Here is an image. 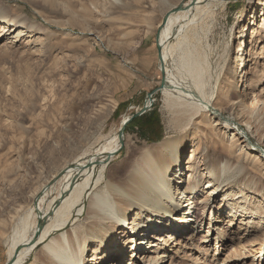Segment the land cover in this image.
Segmentation results:
<instances>
[{"label": "rangeland", "instance_id": "374dc122", "mask_svg": "<svg viewBox=\"0 0 264 264\" xmlns=\"http://www.w3.org/2000/svg\"><path fill=\"white\" fill-rule=\"evenodd\" d=\"M2 1L12 18L28 21L0 25V264L11 260L15 226L9 216L19 205L29 210L30 196L54 172L84 156L97 158L92 188L105 167L111 178L103 180L100 191L108 193L106 182L117 180L131 151L181 136L182 162L190 172L193 164L197 168L194 179L186 175L192 190L185 214L179 210L173 217L169 209L158 211L152 221L159 228L143 234H148L144 244L140 241L145 237H135L130 224L123 250L106 256L119 236L117 227L104 219L105 230L91 237L90 215L78 217L76 211L66 229L50 234L24 264H52L42 261L43 252L59 238L71 249L82 245V264H264V0H201L187 21L184 12L173 14L185 27L182 40H190V52L202 60L205 96H195L199 112L188 111V126L179 132L163 91L154 95L152 109L126 129L125 142L111 159L99 150L110 146L125 118L140 111L147 95L162 84L159 26L168 12L191 0H52L53 5L44 0ZM85 7L93 14L89 27L79 17ZM254 14L258 27L256 22L246 34ZM241 41L244 65L235 63ZM174 64L169 60L166 68L174 72ZM184 81L180 79L186 87L192 84ZM246 83L248 96L242 98ZM211 96L230 102L218 107L220 112L211 110V104H203ZM101 111H111L107 120L99 118ZM146 133L149 137L142 136ZM220 141L240 158L220 159L214 152ZM216 161L228 172L214 178L204 165ZM254 163L260 166L257 174ZM62 178L53 180L49 201L60 194ZM171 186L178 190L177 181ZM89 196L91 192L87 204ZM167 199L158 200L168 204ZM176 224L175 234L171 228Z\"/></svg>", "mask_w": 264, "mask_h": 264}, {"label": "bare ground", "instance_id": "6f19581e", "mask_svg": "<svg viewBox=\"0 0 264 264\" xmlns=\"http://www.w3.org/2000/svg\"><path fill=\"white\" fill-rule=\"evenodd\" d=\"M44 1L48 2L50 5L54 4V1L52 0ZM164 1L168 3V0ZM200 1L201 0H198L197 4H199ZM192 10L193 9L183 11L186 14L184 17L186 18V21L188 20L187 14H191ZM90 12L91 8L85 7L79 16L83 19V23L87 27L92 23L93 14ZM262 16H264V9ZM179 20L180 17H175L172 14L166 25L162 26L164 25L163 20V24L158 28L162 29L160 32V39L157 42V49L158 43L161 44V54L163 61L165 62V67L169 60H173L175 63L174 72H170L169 68H166L165 75L167 76V83L170 85L166 86L162 91L169 112L175 118L173 120L174 128L180 132L186 129L189 123L186 113L188 111L196 112V114L199 112V108L197 107L199 102L196 100L195 96L204 93L205 81L202 72V60L190 52V48L188 47L190 46V40H182V34L185 32V27L184 25H181ZM27 21L26 18H12L9 14V10L4 7L3 1L0 0V25L3 28H8L12 23L15 25H26ZM256 22L258 27L256 14L251 15L248 24L249 29L246 34L250 32V27L255 25ZM8 31H11V29ZM242 46L243 44L241 41L239 46L240 54L238 59L235 60V63L243 61L244 54L242 53ZM176 55L178 56L176 60H174ZM158 61L161 67L162 62L159 59V51ZM242 63L243 65L245 64L244 62ZM180 79H183V81L189 79L192 84L189 87H186V84L184 86L180 83ZM184 83L186 82L184 81ZM247 88L248 83H246L244 91H240L242 98L248 96ZM206 99L207 98L204 97V100ZM204 102L203 104L207 107H210L209 105L211 104V110L219 111L217 108L225 107V104L229 103L230 100L226 97V103L223 104L221 100H218L217 102L216 100L213 101V96H211L206 101L208 105ZM211 110L208 112L210 113ZM110 113L111 111H101L99 118L101 120L103 118L107 120ZM183 140L182 136L171 137L152 147L131 151L130 156L124 160L120 166L121 169L118 173L119 176L116 178L117 180L115 182H106L108 193L100 191V186L103 185V180L108 179V177L111 178L110 172L106 175V171L104 170L105 167L102 168V175L98 179L97 185L92 188V181L94 179L93 173L96 170V166L94 165L96 161L94 162V160H97V158L91 159L89 156H84L79 159L76 164L69 165L61 173L58 171L54 172L53 175H50L42 185L34 190L32 196H30L31 203L33 204L34 201L35 203L28 206L29 210L22 211L20 208L25 207L19 205L20 208L17 209L15 213L13 212V215L9 216V223H14L15 226L13 227V235L10 238V259L15 261L14 264H24L34 248L49 241V238H51L50 234L64 229L66 225L74 219V212L76 211H78V217H83L86 213L90 215L92 221L89 225V230L87 229V235L90 234L91 237L92 235L98 237L99 235L97 231L105 230V223H103L104 219H107L111 224H114L117 227L119 236L114 242V246L111 245L108 247L109 250L106 256L112 255L113 252L119 253L118 251L123 250L126 243L124 239L125 233L130 224L135 228V230L132 229L135 232V237L142 236L144 238L148 235H143L146 232H151L154 229L158 230L160 224L158 225L152 221L154 215L158 213V211L169 209L171 214H173V217L174 214L179 212V210H181V212L184 211L183 213L185 214V209L188 208L187 198L192 190V188L187 186L188 181L186 180V175L190 174L189 180L194 179L196 177L195 171L197 168L194 164L192 165V172L185 168V163L182 162ZM110 143V146H104L99 150V155H109V158L111 159L115 150L120 147L119 138H112ZM235 145L236 144H232V146ZM214 147V152L220 159L224 156L228 157L229 160L240 158L235 155V150L226 145L223 141L216 142ZM191 159L194 160V157ZM204 166L210 170V173L213 174L214 178L219 177L222 173L225 174L228 172V168L221 170L218 161ZM252 167L254 169V174H257V172L260 171V166L256 163H254ZM57 175H62L63 177L60 181L62 186L60 189L61 191L58 197L49 201L50 190L48 189H50V186L53 180L57 178ZM172 181H177V191L172 188ZM211 183L212 181L206 182L208 185ZM89 192H91V196H89V198L87 197V204L86 196ZM159 198H162L163 200L168 198L170 203H160L158 200ZM47 203L48 205L46 207ZM43 205L45 206V210L42 208ZM145 208H148V213ZM22 212H25V214ZM129 214H131V217L129 216L130 219L127 218ZM31 217L34 220L33 225L30 223V221L32 222ZM17 220L18 224H15V221ZM180 221H182V218L178 219L177 223ZM177 226V224L174 225V227L171 228V232L173 231L176 234L175 230ZM142 228H145L148 231H142ZM189 228L185 230L184 234L187 233ZM195 228L196 226H193L191 234L194 233ZM140 231L143 233H140ZM62 233L63 231L58 234V237ZM82 236L83 233L81 234V241L84 242L86 236ZM135 237L130 238V241H134V239L136 240ZM146 240L147 237L140 242L144 244ZM137 247L138 244L135 248L137 249ZM83 251L84 248L79 242L74 249H71L67 242L59 238L47 245L46 250L43 252L44 259H42V261L45 262L46 259H49L52 264H82ZM136 256H139V254Z\"/></svg>", "mask_w": 264, "mask_h": 264}, {"label": "water", "instance_id": "95a60500", "mask_svg": "<svg viewBox=\"0 0 264 264\" xmlns=\"http://www.w3.org/2000/svg\"><path fill=\"white\" fill-rule=\"evenodd\" d=\"M197 2H198V0H191L190 3H188V4L182 3L178 7H176L175 9H173L172 11L168 12L166 14V16L164 17V25H162V26H165L166 25L169 17L172 14L179 13V12H183V11H188L189 9H193L197 5ZM161 29L158 31V33L156 35L157 42L160 39ZM161 50H162V46H161V44L158 43L159 59L162 62V65H161L162 84H161V86L159 88H157L156 90H154L153 92H151V93H149L147 95V100H146L144 106L140 109V111L136 112L131 117L126 118L124 120V122L122 123V126H121V128L119 130V134H118V137H119V140H120V143L121 144H124V142H125V136H126V129H127V127L135 119L144 116L145 114H147L152 109V107L154 106V103H155L154 95H156L158 93H161L162 90L167 86V79H166V75H165L166 74V72H165L166 71V67H165V62L163 61V57H162V54H161ZM95 161L98 162L97 160H94V162ZM60 177H62V175L58 176L56 180H58ZM14 262L15 261L9 260L6 264H14Z\"/></svg>", "mask_w": 264, "mask_h": 264}, {"label": "trees", "instance_id": "16d2710c", "mask_svg": "<svg viewBox=\"0 0 264 264\" xmlns=\"http://www.w3.org/2000/svg\"><path fill=\"white\" fill-rule=\"evenodd\" d=\"M148 114V113H147ZM147 114H145L144 116H142V117H140V118H137V119H135L128 127H127V130H129L130 129V127H131V125H133L136 121H138V120H141V119H143ZM144 132V131H143ZM146 132V131H145ZM147 134L148 133H146V135L145 134H142V136L143 137H149V136H147ZM151 137V136H150ZM158 140H159V138H157Z\"/></svg>", "mask_w": 264, "mask_h": 264}]
</instances>
